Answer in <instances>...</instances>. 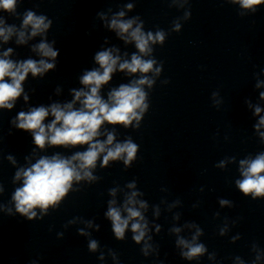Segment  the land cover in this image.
Instances as JSON below:
<instances>
[{
	"label": "clouds",
	"instance_id": "obj_1",
	"mask_svg": "<svg viewBox=\"0 0 264 264\" xmlns=\"http://www.w3.org/2000/svg\"><path fill=\"white\" fill-rule=\"evenodd\" d=\"M22 2L23 0H0V12L8 13L9 16L21 21L19 26L9 24L6 17L0 15V41L7 43L15 36L16 43L22 45L39 36L40 41L32 45L31 51L35 52L40 59L28 58L19 61L9 59L13 52L12 48L0 54V109H12L22 94H24V100H28L23 84L29 74L33 78H43L57 66L56 58L59 50L53 47L56 41L49 42L47 37L53 21L47 15L37 14L32 9L19 13L17 9ZM224 2L238 5L240 9L238 15L241 17L249 13L255 14L259 6L264 4V0H224ZM169 6L177 10L185 9L187 6L183 15L172 21L169 31L160 28L155 31H146L145 22L139 15L127 16V11L135 7V0L124 4L115 12L111 8L98 12L97 17L104 22V27L114 31L126 45L134 44L136 51L131 53L130 58L128 52L121 55L118 47L96 52L94 61L99 67L83 71L79 77L83 87L70 89L73 97L71 101L31 107L28 111L18 112L11 120V124L16 129L29 132L35 146L41 150L46 146L63 148L87 146L83 150L74 151L70 156L55 152L51 156H40L35 163H30V166L18 167L13 183L22 181V184L15 188L9 201V205H14L15 213H19L29 221L43 220L49 215L50 208L54 211L59 209L61 202L70 191H81L80 188L73 187L74 183L79 184L85 181L91 185L99 182L101 177L95 174L98 166L100 169H107L111 167L110 162L122 161L126 170L136 162L137 153L140 150L139 144L134 142L130 135L118 140L116 126L133 130L140 128L141 121L150 108V92L163 72V61H158L154 56L155 46L162 47L171 32H181L183 22L191 19L190 0H169ZM109 13H111L110 16ZM117 71L132 78L127 83L111 87L105 99L101 95V89L109 84ZM261 71L264 72V69ZM162 83L167 84L169 81L163 80ZM262 86L264 81L258 80L256 88ZM56 91L59 93L60 89L57 88ZM218 95V92L212 93L214 106L221 103L216 99ZM259 95L260 99L264 100V92H260ZM249 107H254L255 115L260 116L262 111L260 106L249 103ZM49 117L52 119L45 123ZM104 125L113 127L109 130L104 128ZM254 127L264 143V132L259 131L261 127H264V116H260ZM11 134L10 131L9 135ZM101 137L105 138L101 139ZM7 159L13 165L17 163L12 155H8ZM231 160L235 161V157ZM238 163L241 178L235 180L236 187L244 197H250L253 201L264 200V151L257 152L255 156L249 155ZM224 166L225 161L217 165L220 168ZM124 188L129 191L123 192V199L120 202L116 197L122 189L119 186L108 189L110 199L107 200L104 216L111 222V229L117 240L124 241L126 231L130 230L131 239L135 244L141 245L143 242L140 251L144 257H148L150 253H155L158 257L159 245L152 242L149 221L144 215L149 205L146 200L139 199L144 192L137 188L135 179L126 183ZM3 193L4 187L0 184V195ZM178 204L180 201L176 200L170 208ZM219 204L232 206V202L227 199H219ZM36 209H39V214ZM0 211H5L8 215L14 214L13 208L3 203H0ZM154 215L156 217L160 215L158 205L154 207ZM215 215L219 216V213ZM179 218V213L173 216L174 220ZM77 222L86 226L77 229L79 235L91 237V233L86 231V228H95L99 231L98 224L79 216L68 220L63 227L67 228ZM184 227L195 228V233L190 239L179 235L183 230L179 226L174 225L169 229L170 233L176 234L175 247L179 249L181 259L195 261L198 264L201 257L207 255L208 260H215L217 254L210 253L207 246L199 239L204 235L203 229L194 222L186 223ZM155 229L159 233L161 226L155 225ZM227 231L228 225L225 223L219 229V235L223 236ZM57 235L62 237L63 232ZM240 238L238 234L232 237V240ZM87 247L90 252H96L100 248L99 241L89 239ZM108 253L119 264L118 254L112 249H109ZM251 253L253 258L250 264H259L264 259V249L260 248L256 242L251 244ZM98 259H105L103 252ZM234 259L237 264H249L241 256H235ZM30 264H36V262L31 261ZM160 264H163V261Z\"/></svg>",
	"mask_w": 264,
	"mask_h": 264
}]
</instances>
